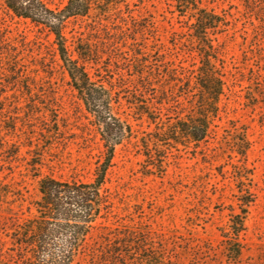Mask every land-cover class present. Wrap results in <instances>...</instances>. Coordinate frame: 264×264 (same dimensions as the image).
I'll use <instances>...</instances> for the list:
<instances>
[{
  "label": "rangeland",
  "instance_id": "374dc122",
  "mask_svg": "<svg viewBox=\"0 0 264 264\" xmlns=\"http://www.w3.org/2000/svg\"><path fill=\"white\" fill-rule=\"evenodd\" d=\"M44 1L60 10L68 0ZM197 3L224 20L225 26L212 37L221 45L225 62L242 76L232 94L225 90L221 105L226 111L214 118L204 142L188 148L170 142L173 147L160 152L149 139L154 126L130 113L123 100L113 113L132 134L122 141L114 134L106 145L70 85L53 35L0 4V33L20 51L19 69L29 77L20 84L0 80L5 90L0 92V141L10 143V150L0 154L3 247L9 246L13 217L32 215L28 207L39 200L42 178L93 181L98 162L103 156L104 163L113 146L103 190L112 195L120 216L129 207L135 220L166 239L168 249L174 246L182 254L177 264H264V24L256 19L250 0ZM125 5L122 10L133 11L137 24L145 27L139 28L143 37L154 36L149 46L187 63L197 57L183 35L186 20L175 17L173 0H128ZM91 18H69L64 35L71 50L78 38L92 44L102 58L103 76L108 54L103 52V31L89 35ZM124 50L118 49L117 55ZM252 78L255 84L248 91ZM242 135L249 142L243 156L236 153ZM161 156L166 158L158 160Z\"/></svg>",
  "mask_w": 264,
  "mask_h": 264
},
{
  "label": "trees",
  "instance_id": "16d2710c",
  "mask_svg": "<svg viewBox=\"0 0 264 264\" xmlns=\"http://www.w3.org/2000/svg\"><path fill=\"white\" fill-rule=\"evenodd\" d=\"M127 2L68 0L62 9L52 10L44 0H0L14 17L29 20L53 35L70 85L92 115L106 145L114 134L121 141L132 134L130 126L113 113L114 105L119 106L123 100L130 113L145 117L154 126L149 139L156 152L172 148L170 142L185 148L193 143L198 146L208 137L214 118L222 109L226 111V105H221L225 90L232 94L242 76L225 62L221 45L212 37L225 26L224 20L200 7L197 0H173L175 17L186 20L183 35L197 54L187 63L149 46L154 36L143 37L146 29L137 24L133 11L120 7H128ZM250 2H255L251 7L256 19L264 24V0ZM89 16V35L103 31V52L108 54L103 58V76L99 66L102 58L92 44L78 38L71 50L64 35L69 18ZM11 42L0 33V80L20 84L29 77L19 69L20 51ZM121 48L124 54L118 56ZM88 65L97 79L90 76ZM247 65L244 61L245 69ZM256 68L259 72L260 67ZM253 84L254 79H249L248 91ZM9 144L0 141L1 155L10 150ZM109 148L104 163L103 156L98 162L93 181L68 182L50 177L39 181V200L28 207L32 215L26 219L13 217L9 246L0 244V264H177L182 254L174 246L168 249L169 243L151 225L135 220L128 213L129 207L127 214L120 216L112 195L103 190L113 146ZM248 148L249 142L243 137L236 153L243 156ZM162 158L166 156L158 160ZM237 246L235 253L239 256L241 249Z\"/></svg>",
  "mask_w": 264,
  "mask_h": 264
}]
</instances>
